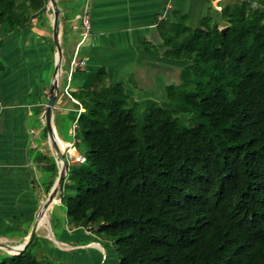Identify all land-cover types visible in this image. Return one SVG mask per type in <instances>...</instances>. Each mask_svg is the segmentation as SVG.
<instances>
[{
    "label": "trees",
    "instance_id": "1",
    "mask_svg": "<svg viewBox=\"0 0 264 264\" xmlns=\"http://www.w3.org/2000/svg\"><path fill=\"white\" fill-rule=\"evenodd\" d=\"M47 3L0 0V29H24ZM221 15L224 32L211 17L192 27L176 10L159 20L162 54L180 64L166 99L142 107L104 67L71 92L73 142L85 159L68 163L60 203L69 227L112 243L118 264H264V9L243 1ZM69 18L62 14L68 64L82 28L72 38ZM37 160L49 192L56 157ZM36 240L0 264H72L44 263L30 249Z\"/></svg>",
    "mask_w": 264,
    "mask_h": 264
},
{
    "label": "crops",
    "instance_id": "2",
    "mask_svg": "<svg viewBox=\"0 0 264 264\" xmlns=\"http://www.w3.org/2000/svg\"><path fill=\"white\" fill-rule=\"evenodd\" d=\"M56 1L62 14L72 11L67 4L71 0ZM61 1L63 5L60 6ZM243 1L264 9V0H84L82 11L68 22L72 28L76 25L80 29L83 28L82 15L88 13L90 18V34L79 47V56L86 60V65L80 68L85 74L82 86L74 89L70 84L73 73L68 72L67 82L60 89L53 117L56 142L63 149L64 139L60 138L56 127V115L68 111L73 120L77 109L64 93L67 85L71 92L89 88L104 67L108 81H123L132 100L142 94L161 93L167 84L151 81L148 74L152 68L174 73L175 62L162 54L164 46L157 30L159 20L171 17L176 10L188 15L192 27L199 25L204 17H211L223 27L222 6ZM37 18L33 16L31 24L18 32L6 33L0 29V59L6 65L5 72L0 74V243L17 249L29 238L49 193L46 192L49 177L41 170L37 155L43 152L56 157L48 135L44 138L42 119L49 90L43 71L56 63L52 9L49 7L41 16L45 19L39 26ZM63 28L64 20L61 21L62 33ZM78 42L73 49L71 39L73 51ZM147 43L154 44L158 54L151 53ZM62 76L63 67L58 79L59 88ZM67 102L70 104L66 105ZM54 202L60 203L59 200ZM51 208L49 216L45 212L46 222L40 224V216L35 232L38 242L43 243L39 258L44 263L51 257V261L72 264H118L112 243L104 240L102 244V238L86 228L68 227L60 233L59 240H50L46 228L50 230ZM0 248L11 252L6 246Z\"/></svg>",
    "mask_w": 264,
    "mask_h": 264
},
{
    "label": "rangeland",
    "instance_id": "3",
    "mask_svg": "<svg viewBox=\"0 0 264 264\" xmlns=\"http://www.w3.org/2000/svg\"><path fill=\"white\" fill-rule=\"evenodd\" d=\"M62 3H60L63 5V1H61ZM68 8H71L72 11L68 12L69 17H72L73 12H78V11H82L83 5H84V0H71L68 3ZM39 18H37L38 20V24L37 26L40 25V21L44 20L45 18H41V16H38ZM41 18V19H40ZM70 19V18H69ZM70 25V24H69ZM75 29L71 27H69V32H70V36L73 38V35H75ZM78 35H80V33H78ZM51 38L52 36H47V38ZM38 38V37H37ZM78 39H81V36H78ZM53 40V38H52ZM72 57V56H71ZM165 63H159V65H162ZM172 66V65H170ZM178 66H180V64L175 63V72L171 73V71H165L163 69H151V73H149L148 75H150L149 79L151 81H157L158 83L162 82L163 84H168V83H174L176 82L177 79V73H178ZM54 67L50 68V69H45V71H43V77L46 78L48 80V84H51L52 81V76L54 73ZM68 72H69V64L68 63H63V76L61 78L62 80V84H61V90L64 87V85L67 82V78H68ZM84 71H81V69H77L73 72V77L70 79V84L72 86V88H78L80 86H82V78L84 75ZM152 76V78H151ZM156 99V100H163L166 99V93L163 90L161 93H153L150 95H139V98L137 99L140 103L141 106L144 107L147 104V99ZM146 99V100H145ZM70 104L69 102L66 103V105ZM74 116V115H73ZM188 115H183V118L185 120L188 119ZM60 136L62 138H66V139H70L73 140V137L70 133V129L72 127V118L69 117V112L68 111H62L60 113ZM49 143V142H48ZM59 198V197H58ZM50 225V230L48 228H46V233L50 236H48L50 238V240L54 241V239L56 238L57 240L60 239L61 235L60 233H62L63 231L68 229V225L66 222V216H65V206L61 203H55L52 208H51V221L49 222ZM37 242L33 245L30 246L31 251L36 252V254L38 256H40L39 253V248L40 246H42V241L38 242V239L36 240ZM101 243H104V240L100 239ZM113 252L116 255V251L115 248L113 246ZM13 254L12 252H9L7 249L0 248V262L2 261V259L7 256ZM46 259V258H45ZM52 258H48L46 259V261H51Z\"/></svg>",
    "mask_w": 264,
    "mask_h": 264
},
{
    "label": "water",
    "instance_id": "4",
    "mask_svg": "<svg viewBox=\"0 0 264 264\" xmlns=\"http://www.w3.org/2000/svg\"><path fill=\"white\" fill-rule=\"evenodd\" d=\"M52 9V14H53V23H52V34H53V44L54 48L56 51V63H55V68H54V73L52 76V81L51 84L49 85V90H48V96H47V103L45 105L43 114H42V119L45 123V126L47 128V135L48 139L50 141V144L53 146L55 150L56 157L60 161V164H58L59 170H58V175L48 193L47 198L45 199L44 203L42 204L40 211L38 213V217L34 222V225L32 227V230L30 232L29 238L26 240L25 243L21 247L17 249L16 252L12 253H17L22 251L27 244L33 239L36 229L39 224V218L43 210L47 209V214L49 216V209L53 206L54 203L52 202L53 198L59 197L60 192L62 191L63 184L66 178L67 170H68V161L67 158L65 157L63 151L60 149L58 146L54 134L57 135L56 130H55V125L53 122V117H54V110L56 108L55 102L59 96L60 93V88L58 84V79L59 75L62 72V66H63V48L61 45V36H62V31H61V21H62V12L61 9L57 3L56 0H48V5L43 7L41 10V13L46 12L48 8ZM222 32L226 29V27H222ZM59 202H60V198ZM0 246H6V247H13L10 245H4L0 243Z\"/></svg>",
    "mask_w": 264,
    "mask_h": 264
},
{
    "label": "built area",
    "instance_id": "5",
    "mask_svg": "<svg viewBox=\"0 0 264 264\" xmlns=\"http://www.w3.org/2000/svg\"><path fill=\"white\" fill-rule=\"evenodd\" d=\"M82 23H83V28L80 31V36L81 39L79 40L76 49L73 53V56L69 62V73L72 74L75 70L83 68L86 65V60L81 58L79 56V47L80 44L83 43L85 41V39L87 38V36L90 34V30H91V22H90V18L88 13H84L82 15ZM75 29L77 28L76 25L73 26ZM64 93L70 98L72 99L74 102H78L71 94V91L69 90V86L67 85L64 88ZM82 110V108H79V111ZM76 128H77V122L76 119L73 121L72 123V127L70 129V133L73 136H75V132H76ZM64 142V147H63V153L65 155V157L67 158L68 163L71 162H82L84 161L85 157L82 153L78 152L74 146V142L73 140L71 141H65ZM57 163L60 164V161L58 160V158L56 157Z\"/></svg>",
    "mask_w": 264,
    "mask_h": 264
},
{
    "label": "bare ground",
    "instance_id": "6",
    "mask_svg": "<svg viewBox=\"0 0 264 264\" xmlns=\"http://www.w3.org/2000/svg\"><path fill=\"white\" fill-rule=\"evenodd\" d=\"M54 138H55V134H54ZM55 140H56V138H55ZM57 144H58V146L60 147V149H62V147H61V144L59 143V142H57ZM62 151H63V149H62ZM56 200H59L57 197H55V198H53V200H52V202H54V201H56ZM47 211V209H45V210H43V214L41 213V218H40V224H42V223H44V222H46V218H47V216H46V212ZM101 247V246H100ZM9 248V250L11 251V252H13V251H16L17 250V247H8Z\"/></svg>",
    "mask_w": 264,
    "mask_h": 264
}]
</instances>
